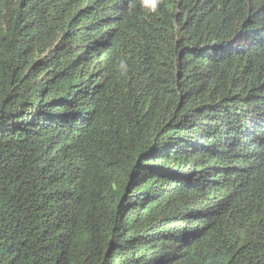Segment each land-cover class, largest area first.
<instances>
[{"label": "trees", "instance_id": "trees-1", "mask_svg": "<svg viewBox=\"0 0 264 264\" xmlns=\"http://www.w3.org/2000/svg\"><path fill=\"white\" fill-rule=\"evenodd\" d=\"M0 264H264V0H0Z\"/></svg>", "mask_w": 264, "mask_h": 264}, {"label": "clouds", "instance_id": "clouds-1", "mask_svg": "<svg viewBox=\"0 0 264 264\" xmlns=\"http://www.w3.org/2000/svg\"><path fill=\"white\" fill-rule=\"evenodd\" d=\"M159 3H160V0H142L143 6L147 7L148 10L151 12L157 11ZM119 67L123 71L127 70V65L123 61H121Z\"/></svg>", "mask_w": 264, "mask_h": 264}]
</instances>
